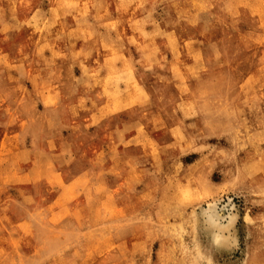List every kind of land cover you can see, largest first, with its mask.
<instances>
[{"label":"rangeland","instance_id":"374dc122","mask_svg":"<svg viewBox=\"0 0 264 264\" xmlns=\"http://www.w3.org/2000/svg\"><path fill=\"white\" fill-rule=\"evenodd\" d=\"M0 264H264V0H0Z\"/></svg>","mask_w":264,"mask_h":264},{"label":"bare ground","instance_id":"6f19581e","mask_svg":"<svg viewBox=\"0 0 264 264\" xmlns=\"http://www.w3.org/2000/svg\"><path fill=\"white\" fill-rule=\"evenodd\" d=\"M232 200L231 199H227V202H224V204L220 205V204H211L210 203V207H209V217L211 219V221H215L220 223L219 221H225L226 224H224V226H232V224H234V222L237 219L236 213L232 212L233 210V206H230V202ZM223 202V201H222ZM207 212V211H206ZM205 212V213H206ZM206 215V214H205ZM207 216V215H206ZM209 220V219H208ZM212 221V222H213ZM211 223V222H210ZM213 224V223H212ZM230 230V229H229ZM224 232V231H223ZM231 232V231H230ZM225 234V233H224ZM226 235V234H225ZM230 235V234H229ZM217 236V235H216ZM219 236V235H218ZM217 236V237H218ZM220 236H222L220 234ZM221 238V237H220ZM229 239V238H228ZM234 240V238H232V241ZM236 240V239H235ZM231 241V242H232ZM236 243V242H235Z\"/></svg>","mask_w":264,"mask_h":264}]
</instances>
